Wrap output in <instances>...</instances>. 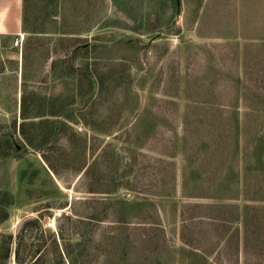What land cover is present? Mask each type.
I'll return each instance as SVG.
<instances>
[{
	"label": "rangeland",
	"instance_id": "1",
	"mask_svg": "<svg viewBox=\"0 0 264 264\" xmlns=\"http://www.w3.org/2000/svg\"><path fill=\"white\" fill-rule=\"evenodd\" d=\"M27 4L32 26L57 33L24 70L22 46L6 43L0 60V234L39 212L56 230L93 198L124 199L125 222L112 211L92 226L96 241L121 240L96 264H264V0ZM60 31L94 47L68 56ZM102 150L107 193L88 192L94 178L72 162L54 175L41 156ZM38 233L28 229L27 249Z\"/></svg>",
	"mask_w": 264,
	"mask_h": 264
},
{
	"label": "trees",
	"instance_id": "2",
	"mask_svg": "<svg viewBox=\"0 0 264 264\" xmlns=\"http://www.w3.org/2000/svg\"><path fill=\"white\" fill-rule=\"evenodd\" d=\"M94 11L95 13L93 16L96 14V10ZM29 13L30 11L27 0H23L22 30L23 32H26V37L22 44V70L25 69V65L27 66L25 62L28 54L33 50H36L42 41L48 40V42H50L49 37H52V35L57 33L56 28H46L40 24L32 26V24L35 23L27 21V15ZM70 33L72 32L60 31L58 38H56L57 45L61 44L62 48H64V53L71 56L77 51L87 52L91 45L89 46V43L78 44V37L68 36L67 34ZM92 39L95 40L96 37L92 36ZM49 51L50 50L48 49L45 50L47 56H50ZM80 69L85 74L84 76L88 77L92 88H96L99 84V79L95 76L94 71L91 72L84 66H81ZM76 153L79 154V152ZM106 154L107 151L102 150V152H98L95 157L93 156L90 158L89 156V159L85 156V153H83V156L80 159L74 155L73 158L70 159V154H67L70 155L68 158L67 156L60 155L59 153L47 154L46 152H42L41 156L46 162L47 167L54 175H58L59 164L64 165L72 162L76 165L74 167L76 171L84 172L85 175L90 174L92 178H94V186H90L88 192L107 193L111 190V188L108 187H111L112 182H110V184L108 183V186H105L106 188L102 187L104 185L102 183L104 171H101L102 169H100L101 166L99 165V160L103 162ZM59 161L62 162L60 163ZM105 166V168L109 170L108 164ZM44 172L51 179L48 169L45 168ZM34 173H36L35 170L34 172H31L29 176L32 178ZM24 176H26V170H22L20 172V178L22 179ZM91 200L93 202V208L86 215H76L74 218L72 216L64 215L68 220H70V224L68 226H62L59 224L56 225V230L45 228L41 222L42 213L39 212L37 217L29 219L24 223L18 234L14 235L11 232L1 233L0 264H7L6 261L12 255L16 264H96L99 261V256L106 253V248L108 246L112 245L111 247H113L114 252H116L118 250V245L121 243L120 238L113 236V241L111 243H104L101 239L96 241L91 233L93 232L92 226L93 224H100L101 222L109 219L108 215L109 213H112V211H114L112 222H116L118 224L125 222L126 220L122 216L123 211L121 208H118L119 210L115 211V207L119 204H121L120 207H123L128 200L120 199V202L108 201L104 200V198H93ZM86 203L88 202L86 201ZM3 206L4 204L1 203L0 207ZM65 206L66 203H63L60 207ZM0 210H2V212L0 211L1 223L6 219L7 212L4 207L0 208ZM2 213L3 215H1ZM28 229H36L39 233L33 238L32 242L28 244L27 249L26 242H24V240ZM22 249L23 251L27 250L25 256L22 255L24 254V252H21ZM104 263H108V261H105Z\"/></svg>",
	"mask_w": 264,
	"mask_h": 264
},
{
	"label": "crops",
	"instance_id": "3",
	"mask_svg": "<svg viewBox=\"0 0 264 264\" xmlns=\"http://www.w3.org/2000/svg\"><path fill=\"white\" fill-rule=\"evenodd\" d=\"M22 22L23 0H0V60L4 56L5 44L12 43L19 33H23ZM12 47L14 46L12 45ZM17 49L15 48V50ZM20 54L21 52L19 56ZM3 73V71H0V79ZM22 75L24 76L23 71H21Z\"/></svg>",
	"mask_w": 264,
	"mask_h": 264
},
{
	"label": "built area",
	"instance_id": "4",
	"mask_svg": "<svg viewBox=\"0 0 264 264\" xmlns=\"http://www.w3.org/2000/svg\"><path fill=\"white\" fill-rule=\"evenodd\" d=\"M22 41H23V33H19L13 40L12 45L16 48H18L19 52L21 50L22 46Z\"/></svg>",
	"mask_w": 264,
	"mask_h": 264
}]
</instances>
